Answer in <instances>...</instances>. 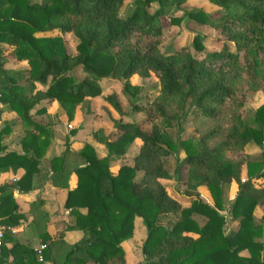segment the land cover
<instances>
[{"label": "trees", "instance_id": "obj_1", "mask_svg": "<svg viewBox=\"0 0 264 264\" xmlns=\"http://www.w3.org/2000/svg\"><path fill=\"white\" fill-rule=\"evenodd\" d=\"M123 1L0 0V43L6 45H0V118L3 111L13 110L23 125L20 150L2 142L11 123L5 120L0 128V171L23 169L12 184L0 185V220L7 226L0 264H44L46 259L52 264H126L121 242L133 235L136 216L146 235L143 258L135 264H264V102L251 122L244 119L249 92L264 88V0H211L219 8L188 10L190 19L213 25L235 45V51L224 43L201 56L189 45L172 52L159 48L162 26L156 18L168 0H135L125 17L119 15ZM154 1L162 6L150 13ZM53 30L72 31L77 52L67 51L59 33H43ZM203 38L202 33L193 37L197 51L203 50ZM6 54L27 60L29 67L9 69ZM77 66L85 72L82 79L71 74ZM151 73L158 80L157 92L151 99L141 98L145 87L130 78ZM109 75L123 79L133 111L143 115L138 121H115L110 133L102 127L92 131L107 148L104 156L89 142L74 149L66 140L65 149L50 158L53 182L68 187L64 204L73 223L66 228H80L83 236L68 243L59 231L51 238L47 215L40 211L36 227L44 243L42 259L29 244L12 240L7 246L12 238L8 226L22 217L12 189L33 187L51 140V129L35 121L33 111L45 109L42 101L56 99L71 119L78 103L101 93L99 79ZM105 98L122 112L115 93ZM187 120L192 129L183 134ZM168 129H176V138ZM135 138L141 145L132 163L112 171L110 161L123 156ZM250 142L262 147L258 157L248 156L245 145ZM180 149L184 156H175ZM71 173L76 176L73 186ZM170 177L182 184L177 195L160 181ZM232 181L237 189L229 198ZM204 189L209 202L202 199ZM257 205L262 206L259 217L254 214ZM227 215L237 221L235 226L228 225Z\"/></svg>", "mask_w": 264, "mask_h": 264}, {"label": "rangeland", "instance_id": "obj_2", "mask_svg": "<svg viewBox=\"0 0 264 264\" xmlns=\"http://www.w3.org/2000/svg\"><path fill=\"white\" fill-rule=\"evenodd\" d=\"M170 0L164 1L166 10L164 13H159L156 20L162 26V35L159 42V48L163 52H172L179 49L181 46L189 45L191 51L197 55L201 56L203 51L207 50H217L221 48V45L226 43L230 50L235 51V45L233 41H229L225 36L219 32V30L211 24H198L187 15L188 10H214L219 8V6L212 2L211 0ZM136 6L135 0H124L119 9L120 16H127L132 13ZM162 6V4L154 1L149 6L148 10L154 12L157 8ZM164 6V5H163ZM164 6V7H165ZM46 34L59 33L63 37L64 45L68 52L75 54L76 44L78 39L72 31L58 32L57 30L45 31ZM202 33L204 38L203 50L197 51L193 45L192 40L195 34ZM2 47L6 45L0 43ZM6 66L11 70L28 68L29 64L27 60L17 61L11 54H6ZM71 74L76 79H82L85 76V72L79 68V66L74 67L71 70ZM131 83L138 84L145 87V89L140 92L141 98L151 99L157 92L158 80L157 77L151 73L149 76H139L133 75L130 78ZM20 82H26L25 79H21ZM101 85V93L97 96H87L83 102L76 105L73 118H67L64 109L60 106L59 102L48 101L47 109L41 112L39 119L44 121L49 128L53 129V147L58 150L61 145H65V141H75L76 144L82 143L85 140V135L90 134L93 129L102 127L104 130L110 131L114 130L115 121H138L143 112H134L132 105L133 101L129 95L123 90V79L115 78L112 75L104 76L99 79ZM38 86L45 88L46 84L38 83ZM110 93H115L122 107V112H118L112 107V105L105 98ZM264 102V88L256 91L249 92L246 102H245V113L244 119L251 122L254 116L255 108ZM45 106V105H44ZM38 115V116H39ZM6 116H15V113L7 114ZM37 116V115H36ZM17 118V115L16 117ZM4 125L3 122L0 123V128ZM184 132L183 134H189L188 132L192 129V124L190 121H185L183 123ZM169 134L172 138H176V129H168ZM17 132L10 136L11 140L17 138ZM70 141V142H71ZM139 143L133 142L130 147L127 148L126 156L119 160V162H132V157L138 152ZM245 149L249 157H258L262 147L255 143H248L245 145ZM183 157L184 152L182 149L175 154V156ZM119 162L113 163V165ZM167 167L172 170L174 167V155L169 158ZM181 179L185 178L186 170L181 169L179 171ZM140 177L138 173L136 178ZM241 177H246V169L243 164L241 167ZM160 181L165 184L167 190L173 194L177 195V190L182 187V184H177L173 177L170 178H160ZM233 183V184H232ZM237 189L235 181L231 182V186L227 191V195L230 198ZM203 200H207L205 196H202ZM221 212L226 214V210L222 209ZM254 214L260 216L262 214V206L257 205L254 209ZM194 217L203 220V216L194 214ZM229 220V215H227ZM228 225L235 226L236 220H229ZM146 235V228L141 218L138 219V223L135 224L133 235L123 241V245L127 252V264H135L143 258L141 251V243ZM264 241V237H263ZM242 253H247L243 250Z\"/></svg>", "mask_w": 264, "mask_h": 264}, {"label": "crops", "instance_id": "obj_3", "mask_svg": "<svg viewBox=\"0 0 264 264\" xmlns=\"http://www.w3.org/2000/svg\"><path fill=\"white\" fill-rule=\"evenodd\" d=\"M133 75H137V74H133ZM49 100L56 101L51 98L42 101V104L45 105L46 109L48 108L47 105L49 103L48 102ZM41 112L33 111L32 118L37 122L46 124L44 121L39 119L40 117L39 114H41ZM11 113H15V116H6L7 114H11ZM16 115L17 113L13 110L3 111L1 113L0 123L1 122L4 123L5 120H8L12 125L11 131L3 136L2 142L7 146V148L20 150L21 146L19 140L23 134V125L18 115L17 118H15ZM50 129L52 131L50 136L51 140L48 146L46 147L45 153L40 157L38 163V166L40 167V174L34 177L33 187L28 189H21V190H19L16 187L12 189V197L17 203L16 210L17 212L21 213L22 217L18 219L17 223L8 226L12 238L5 242L7 246H11L12 240H16L25 244H29L35 250L36 247H38L40 244L43 243L41 237L38 234L36 227V220L37 218H39L38 215L39 216L41 215L40 211H43L47 215V221L45 227H46V231L50 234L51 238H55L59 231H63L62 237L68 243H74L83 236L84 232L80 228H75V227L66 228V225L73 223V217L69 213V208L66 207L64 204L68 187L56 185L53 182L51 177L52 165L50 160L51 156L55 154H60L65 149V145H61V147L58 150H56V148L53 147L52 142L54 135H53V129L52 128ZM111 131L113 130L112 129L110 131L104 130L105 133H110ZM16 132L18 136L15 140L12 141L10 136H12ZM84 138L85 140L82 143H78V144H76L75 141L70 140L71 142L70 141L69 142L71 147L74 149H80L85 142H89L94 147L98 156H104L107 153L106 146L93 136L92 131L90 134H86ZM134 141L139 143V148H140L141 140L139 138H135L130 143L129 147ZM126 153L127 150L123 156L117 157L110 161V169L112 171L114 172L117 171L118 167L123 163H132V162H119V160L123 159L126 156ZM132 161H133V157H132ZM115 162H119V163L113 165V163ZM22 172H23L22 168H18L15 170L12 168H8L0 171V185L5 183L12 184V182H14L20 177ZM68 181H69V185L73 186L76 182L75 174L71 173V175L68 178ZM202 196H205L207 199L205 201L209 202L206 189L203 190ZM38 199L41 200L39 206L32 207L34 201L36 200L38 201ZM138 219H140L139 216H136L134 218V228H135V224L138 223ZM123 241L121 242V245L124 247ZM124 250H125V259L127 264V252L125 247ZM9 261H12V255H9L8 262ZM44 264H52V263L50 260L46 259L44 260Z\"/></svg>", "mask_w": 264, "mask_h": 264}, {"label": "built area", "instance_id": "obj_4", "mask_svg": "<svg viewBox=\"0 0 264 264\" xmlns=\"http://www.w3.org/2000/svg\"><path fill=\"white\" fill-rule=\"evenodd\" d=\"M7 228V226L5 224H3L0 220V243L2 241L5 229ZM44 247V243L40 244L38 247L35 248L37 254H38V258L42 259V255H41V249Z\"/></svg>", "mask_w": 264, "mask_h": 264}]
</instances>
